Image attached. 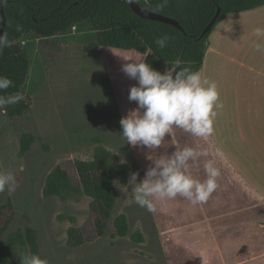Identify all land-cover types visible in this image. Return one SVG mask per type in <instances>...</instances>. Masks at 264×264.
<instances>
[{"label": "rangeland", "instance_id": "rangeland-1", "mask_svg": "<svg viewBox=\"0 0 264 264\" xmlns=\"http://www.w3.org/2000/svg\"><path fill=\"white\" fill-rule=\"evenodd\" d=\"M95 37L91 25L83 22L67 34L39 38L27 33L18 40L31 63L23 92L33 101L24 115L15 118L8 115L6 108L0 109V170L12 173L16 180L14 191L9 193L6 188L0 193V207L10 203L14 214L10 230L35 228L39 235L37 255L48 264H176L165 246V241L173 238L178 240L170 247L181 264H200L197 248L215 249L213 238L203 237L209 243L197 244L199 236L180 235L182 225L170 228L166 215L177 211L181 220L183 208L192 210V206L197 212L198 203L179 195L154 199L156 210L149 212L135 203L133 185L128 181L118 183L115 215L127 214L131 231L143 233L145 240L136 242L129 236H119L113 226L105 235H99L88 196L78 194L63 199L44 193L48 175L59 165L78 181L76 160H92L99 144L113 150L120 160L130 162L132 172L139 173L137 183L158 160L170 159L172 155L167 148L176 145L174 132L173 136L166 135L158 149L127 143L120 120L138 107L128 99L131 87L138 82L130 79L122 66L129 62L125 58L142 59L144 55L104 47L86 52L85 47ZM25 134H32L35 140L23 153ZM197 141L196 136L191 140L197 155L189 160L190 165L206 159L202 153L198 154ZM181 142L180 139L179 144L187 147L186 142ZM205 161L212 163L211 159ZM256 209L259 219L255 223L264 226V204L259 203ZM72 227H80L85 234L86 240L80 246L69 245ZM226 235L232 237L231 232ZM248 235H234L239 241L235 245H240L241 251L225 254L227 262L264 264V237ZM215 253L214 250L206 253L212 263L217 260Z\"/></svg>", "mask_w": 264, "mask_h": 264}, {"label": "trees", "instance_id": "trees-1", "mask_svg": "<svg viewBox=\"0 0 264 264\" xmlns=\"http://www.w3.org/2000/svg\"><path fill=\"white\" fill-rule=\"evenodd\" d=\"M142 7L171 17L183 29L136 14L127 0H7L0 4V30L3 15L6 17L4 33L15 41L11 48L0 52V76L13 81V86L0 95L21 93L24 97L17 104L6 107L12 118L24 115L32 106V98L23 92L30 68V59L18 40L25 34L51 38L67 34L70 29L88 22L96 33L95 39L85 50L92 53L104 48L136 51L144 55L146 48L152 54L145 58L154 69L164 72L179 63L180 68L200 71L212 29L232 12L251 10L264 5V0H136ZM220 15L212 28L207 29L218 9ZM170 37L165 48L155 41L162 35ZM179 69H177L178 71ZM35 138L25 134L22 152H27ZM79 180L62 165L55 167L47 177L45 195L63 199L78 194L91 199L90 211L94 216L97 233L105 235L111 226L119 236H129L136 242L145 237L140 230L131 231L127 214L115 215L119 202L118 183L126 184L132 165L120 160L106 145L99 144L92 160H76ZM14 214L11 204L0 207V264H21L20 256L37 254L39 235L35 228L10 230ZM80 227L69 230V245L77 247L85 242Z\"/></svg>", "mask_w": 264, "mask_h": 264}, {"label": "crops", "instance_id": "crops-1", "mask_svg": "<svg viewBox=\"0 0 264 264\" xmlns=\"http://www.w3.org/2000/svg\"><path fill=\"white\" fill-rule=\"evenodd\" d=\"M257 28L264 29V5L225 16L211 31L199 71L202 79L216 83L219 107L213 109V131L204 137L206 142L196 137L197 152L206 159L189 164V172L194 179L206 180L205 160L211 159L219 172L217 187L205 203L197 204V212L191 206L192 210L183 208L181 220L177 211L166 215L170 228L182 225L180 235L199 236L197 244L209 243L203 237L213 238L217 260L212 263L206 254L213 250L198 247L200 264H240L241 261L227 262L225 255L241 251L234 235L264 237V226L255 223L259 219L257 205L264 204V35L257 36ZM173 132L176 145L172 142L173 147L167 148L171 155L177 149L194 150L191 140L195 136L181 128ZM180 139L187 147L179 144ZM228 232L232 237L227 238ZM176 239H167L165 246L169 247L171 261L181 264L170 247Z\"/></svg>", "mask_w": 264, "mask_h": 264}, {"label": "clouds", "instance_id": "clouds-1", "mask_svg": "<svg viewBox=\"0 0 264 264\" xmlns=\"http://www.w3.org/2000/svg\"><path fill=\"white\" fill-rule=\"evenodd\" d=\"M7 4V0H0ZM257 36L264 35V29L255 30ZM170 37L162 35L155 41L160 48H165ZM15 41L9 40L6 33L0 35V52L11 48ZM259 47V46H258ZM152 54L146 48L142 59L128 60L122 71L138 82L132 86L128 99L137 104V108L122 117L120 124L122 135L132 146H146L158 149L166 135L171 136L174 128H181L196 137H206L213 131L214 107L219 93L215 82L202 79L199 71L180 68L179 63L167 68L163 73L154 69L145 58ZM177 69H179L177 71ZM13 86V81L0 76V91ZM24 99L19 92L0 95V109L19 103ZM197 154L190 148L177 149L170 159H160L155 167H150L142 181L137 183L139 173L132 172L128 183L133 185V197L137 205L155 212L154 199L175 198L178 195L194 204L205 203L217 187L216 177L219 172L209 162L204 165L207 179H194L189 172V160ZM150 159V157H148ZM15 176L0 170V193L6 188L9 193L15 190ZM21 264H48L37 254L20 256Z\"/></svg>", "mask_w": 264, "mask_h": 264}, {"label": "water", "instance_id": "water-1", "mask_svg": "<svg viewBox=\"0 0 264 264\" xmlns=\"http://www.w3.org/2000/svg\"><path fill=\"white\" fill-rule=\"evenodd\" d=\"M127 1L130 3L133 11L143 18L160 21V22L167 23V24H171V25H174L180 29H183L177 20H175L171 17L165 16V15L159 14L157 12H154L152 9H146V8L142 7L136 0H127ZM220 11H221V9L219 8L216 15L212 19L211 23L207 26L206 30L212 28V26L214 25V23L216 22V20L218 19L219 15H220ZM5 26H6V17H5V15H3L0 35H2L4 33Z\"/></svg>", "mask_w": 264, "mask_h": 264}]
</instances>
